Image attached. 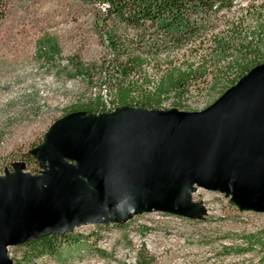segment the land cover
<instances>
[{"label": "rangeland", "instance_id": "1", "mask_svg": "<svg viewBox=\"0 0 264 264\" xmlns=\"http://www.w3.org/2000/svg\"><path fill=\"white\" fill-rule=\"evenodd\" d=\"M251 0H238L229 14L235 26ZM264 0H255L256 7ZM94 7L80 0H10L0 23V177L20 169L31 175L36 163L27 153L42 143L48 129L71 111L88 104L113 106L107 77L109 50L94 26ZM256 21L252 20L251 26ZM229 25V26H230ZM228 28V27H227ZM214 31L233 52L209 57V46L189 58L207 70L189 84L179 99L168 97L160 110L198 112L214 103L241 77L239 69L225 70L227 61L249 70L264 63V23L259 32H244L247 52L236 51L225 34ZM225 32V33H224ZM261 39L262 41H259ZM206 57L207 59L203 58ZM226 58V59H225ZM173 66H180L175 62ZM185 67V65H182ZM149 67L146 70L149 72ZM233 83V84H232ZM109 110V109H108ZM198 212L183 217L152 211L122 222L84 225L66 233L56 252L36 251V244L8 248L13 264H256L264 257L257 245L246 249V238L264 240V213L239 211L219 192L193 187Z\"/></svg>", "mask_w": 264, "mask_h": 264}, {"label": "water", "instance_id": "2", "mask_svg": "<svg viewBox=\"0 0 264 264\" xmlns=\"http://www.w3.org/2000/svg\"><path fill=\"white\" fill-rule=\"evenodd\" d=\"M28 154L37 174L0 177V264H13L10 247L88 224L192 217L193 187L264 213V63L198 112L70 113Z\"/></svg>", "mask_w": 264, "mask_h": 264}, {"label": "trees", "instance_id": "3", "mask_svg": "<svg viewBox=\"0 0 264 264\" xmlns=\"http://www.w3.org/2000/svg\"><path fill=\"white\" fill-rule=\"evenodd\" d=\"M80 1L94 7V26L110 52L105 79L110 92L114 93L112 103L117 108L157 110L170 96L176 97V105H179V99L186 93L189 84L207 72L201 66L205 60L201 59L200 64L196 65L190 63L189 58L199 56L197 54L201 48L204 49L205 44L210 42L212 46H209L208 59H222L230 51L233 52L234 46L230 47L228 43L217 39L218 34H213L215 30L221 26L228 27L224 33L230 37L231 44L238 47L236 51L247 52L250 42L242 41V33L250 29L259 32V27L264 23V5L256 7L253 5L255 0L242 7L245 13L236 26L233 23L230 25V20L223 13L229 14L238 0ZM9 2L0 0V23L6 16ZM252 20L256 21L255 26H251ZM175 62L180 66H173ZM233 63L227 61L225 70L239 69L241 76L249 71L247 66ZM146 67H149V72ZM114 109L113 106L100 108L99 104L90 103L85 111L70 113L101 114ZM36 165L37 169L33 173L39 172ZM65 236L66 233L48 235L26 244H36L37 252L53 253ZM244 244L247 248L242 251L254 252L259 245L264 252L262 238L251 236L246 238ZM256 264H264V257Z\"/></svg>", "mask_w": 264, "mask_h": 264}]
</instances>
